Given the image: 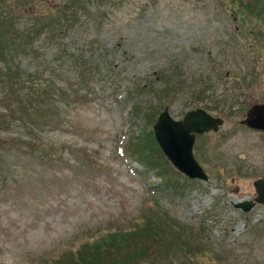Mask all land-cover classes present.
Segmentation results:
<instances>
[{"label": "rangeland", "instance_id": "374dc122", "mask_svg": "<svg viewBox=\"0 0 264 264\" xmlns=\"http://www.w3.org/2000/svg\"><path fill=\"white\" fill-rule=\"evenodd\" d=\"M68 2L0 0V12L53 15ZM92 3L60 41L59 63L52 47L40 64L21 61L57 82L61 103L43 112L42 141L0 129V264H68L140 231L132 243L145 254L110 264H264V205L235 207L255 203L264 179V133L243 124L264 104V0ZM198 108L224 121L195 139L206 181L178 172L153 137L165 109L181 120ZM136 148L181 194L127 156Z\"/></svg>", "mask_w": 264, "mask_h": 264}, {"label": "trees", "instance_id": "16d2710c", "mask_svg": "<svg viewBox=\"0 0 264 264\" xmlns=\"http://www.w3.org/2000/svg\"><path fill=\"white\" fill-rule=\"evenodd\" d=\"M69 1L66 6L56 9L53 15L34 14L32 16L22 10L10 9L8 6L7 12H0V129L9 130L12 135H15L19 129L25 132L26 138L35 142L42 141L40 133L47 131L44 125L47 123L41 124L42 114L49 109L53 112L51 110L61 103L56 101L61 96L59 90L54 89L57 82L50 78L46 79L41 68H32V70L24 68L21 61L26 59L33 61L34 64H40L37 61L43 58L42 54L52 47L54 63L60 62L62 55L65 54L60 41L75 23L79 24L81 8H84L85 4L92 3V0H87V3L79 0L80 4H75L74 0ZM244 4L243 9L249 12L250 6L245 1ZM28 15H30L29 18L25 19ZM251 16L255 17L253 14ZM80 61L81 68L89 66L82 56H78L74 63L77 65ZM51 103L54 106H50ZM11 142H14V145L20 143L18 138H14ZM130 151L133 149L128 150ZM133 154L145 170L154 171L153 161L140 149L136 148ZM156 169L160 171L154 172L160 181L162 191L170 189L175 195L181 194L184 188L177 185L173 187L167 183L159 167ZM117 232L118 230L115 234ZM111 235L102 246L92 245L84 251V254L81 252L79 256L77 255V258L70 257L68 264H110L117 259L127 260L131 256L124 253V250L132 249L138 254H145L147 250L142 244L132 243V241L138 243L137 239L140 241L143 239L141 231L137 234L128 232Z\"/></svg>", "mask_w": 264, "mask_h": 264}, {"label": "water", "instance_id": "95a60500", "mask_svg": "<svg viewBox=\"0 0 264 264\" xmlns=\"http://www.w3.org/2000/svg\"><path fill=\"white\" fill-rule=\"evenodd\" d=\"M223 123L201 109L191 110L180 121L174 120L165 109L153 125L154 140L171 165L190 179L206 180L207 176L193 157V145L196 134L210 130L217 131ZM245 125L264 132V105H254ZM257 195L256 202L264 205V180L253 183ZM253 203H240L236 208L248 212Z\"/></svg>", "mask_w": 264, "mask_h": 264}, {"label": "flooded vegetation", "instance_id": "af4514ba", "mask_svg": "<svg viewBox=\"0 0 264 264\" xmlns=\"http://www.w3.org/2000/svg\"><path fill=\"white\" fill-rule=\"evenodd\" d=\"M254 264H258V262L256 263V262H254Z\"/></svg>", "mask_w": 264, "mask_h": 264}]
</instances>
